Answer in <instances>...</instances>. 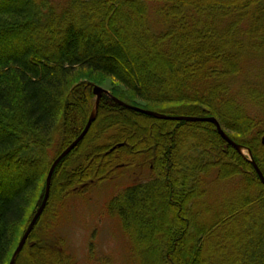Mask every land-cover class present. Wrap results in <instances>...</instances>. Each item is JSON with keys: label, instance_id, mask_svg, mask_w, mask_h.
Here are the masks:
<instances>
[{"label": "trees", "instance_id": "trees-1", "mask_svg": "<svg viewBox=\"0 0 264 264\" xmlns=\"http://www.w3.org/2000/svg\"><path fill=\"white\" fill-rule=\"evenodd\" d=\"M0 49V264L91 116L93 88L78 73L112 79L145 110L215 118L264 177V88L254 84L264 78V0H0ZM146 164L149 177L106 205L141 264H264V186L248 158L210 123L155 119L106 96L54 169L14 264H73L46 234L64 200Z\"/></svg>", "mask_w": 264, "mask_h": 264}, {"label": "rangeland", "instance_id": "rangeland-1", "mask_svg": "<svg viewBox=\"0 0 264 264\" xmlns=\"http://www.w3.org/2000/svg\"><path fill=\"white\" fill-rule=\"evenodd\" d=\"M155 20V18L152 19V22L155 23ZM124 45L132 53L130 45L127 43ZM2 54H6V52L0 49V55ZM140 62L142 63V61ZM124 70L128 71V66H124ZM77 76L78 78L75 82L90 83L92 88L94 86L100 87L111 96L120 97L132 106L141 109H150L146 104L137 101L131 92L125 90L120 84L102 74L84 72L78 73ZM245 81L241 78L237 86L239 88L242 87L245 85ZM258 83L264 88V78L254 84ZM95 100L96 98L93 96L92 101L94 104ZM168 106L173 105L166 104L156 107V109L162 110ZM93 112L94 108L91 114ZM226 133L228 136L236 138L235 134L228 131ZM108 135L110 136L111 134H107L106 137ZM104 142L105 140L99 141V143ZM184 151L180 152V156L186 154V151ZM241 152L244 157L249 158L247 150L242 149ZM148 164L149 166L151 165V163ZM148 164L144 167L140 165L134 168L130 167L117 170L110 180L91 187L83 192L81 196H70V198L64 200L65 205L62 210H59V217L56 223L47 229L46 234L52 235L50 239L52 246H50L53 249L56 248L59 252L64 251L69 257L72 256L74 260L73 264H101V262L103 264H141L140 252L136 251L130 240L124 236L119 221L116 218H110L106 214V205L110 198L119 190L135 182L144 181L149 177L150 169H148ZM73 165L75 166V164ZM10 177L14 181H19L18 173ZM4 187L2 186L0 189L3 191L5 189ZM7 195H12V191H9ZM40 195L41 193H36L35 199L33 198L32 206L28 210L29 216L24 220L22 230L34 212ZM129 211L134 218H137L136 222L142 225L145 217L140 213L138 215V213L131 209ZM156 213L158 217L162 216L161 211L160 213L156 211ZM41 235L43 236V233ZM58 238L63 240L61 244L58 242ZM91 243H93V257H91L89 249ZM39 264L41 263L39 262Z\"/></svg>", "mask_w": 264, "mask_h": 264}, {"label": "water", "instance_id": "water-1", "mask_svg": "<svg viewBox=\"0 0 264 264\" xmlns=\"http://www.w3.org/2000/svg\"><path fill=\"white\" fill-rule=\"evenodd\" d=\"M92 93L96 97L95 105H94V112L91 114L90 118L88 119L83 131L81 132V134L54 160L53 164L51 165V167L49 169V172L47 174V178H46V188H45V194H44L43 200H42L39 208L37 209L35 215L33 216L31 222L29 223L25 233L23 234L22 238L20 239V241H19V243H18V245H17V247H16V249H15L13 255H12V258H11L9 264H14L15 263L16 257L18 256V254L22 250L23 246L25 245L30 232L32 231L35 223L37 222L38 218L40 217V215L42 214V212H43V210H44V208L46 206V203H47V200H48V197H49L51 178H52L54 169L56 168L58 163L76 147V145L85 137V135L89 131L90 126H91L92 122L94 121V119L96 117L97 108H98V105L100 103V99H101L102 95L107 96L113 102H115L116 104L122 106L125 109H128V110L143 114L145 116L153 117L155 119L166 120V121H178V122L182 121V122H192V123H210V124L215 126L218 135L220 136V138L224 142L227 143V145H229L232 149H234L239 154H242L241 147L238 146L237 144H235L227 136V134L221 128V126L218 123V121L215 118H213V117L200 118V117H189V116H166V115L158 114V113L153 112V111H149V110H145V109H141V108H138V107L127 105V104L123 103L122 101L116 99L115 97L111 96L108 92H106L102 88L97 87V86L93 87ZM248 161L253 166V169H254L256 175L258 176V179H259L260 183L264 186V177H263L262 173L260 172L259 168L257 167V165L252 161V158H251L250 154H249V160Z\"/></svg>", "mask_w": 264, "mask_h": 264}, {"label": "bare ground", "instance_id": "bare-ground-1", "mask_svg": "<svg viewBox=\"0 0 264 264\" xmlns=\"http://www.w3.org/2000/svg\"><path fill=\"white\" fill-rule=\"evenodd\" d=\"M106 97H107V96H106ZM100 100H101V99H100ZM130 106H131V105H130ZM152 118H153V117H152ZM60 162H61V161H60ZM46 178H47V177H46ZM11 179L13 180V178H9V180H11ZM45 188H46V186H45ZM44 194H45V193H44ZM43 197H44V196H43ZM36 211H37V210H36ZM35 213H36V212H35ZM42 213H43V212H42ZM34 215H35V214H34ZM34 215H33V216H34ZM40 216H41V215H40ZM32 218H33V217H32ZM38 219H39V218H38ZM31 220H32V219H31ZM30 222H31V221H30ZM28 225H29V224H28ZM27 227H28V226H27ZM23 247H24V246H23ZM20 252H21V251H20ZM13 253H14V252H13ZM11 258H12V257H11ZM9 263H10V262H9Z\"/></svg>", "mask_w": 264, "mask_h": 264}]
</instances>
